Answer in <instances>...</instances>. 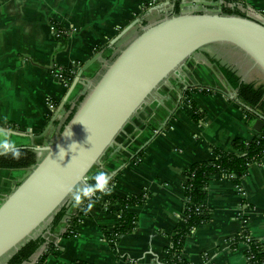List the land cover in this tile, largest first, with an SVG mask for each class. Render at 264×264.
I'll list each match as a JSON object with an SVG mask.
<instances>
[{
    "label": "crops",
    "instance_id": "crops-1",
    "mask_svg": "<svg viewBox=\"0 0 264 264\" xmlns=\"http://www.w3.org/2000/svg\"><path fill=\"white\" fill-rule=\"evenodd\" d=\"M205 1L192 6L204 11L222 5L217 0ZM176 3L0 0V128L6 130L0 132V150L44 147L55 141L59 132L55 117L64 116V108L75 103L84 82L144 23L161 19ZM236 5L251 17H264V0H236ZM223 47L198 51L179 75L162 85L90 172L86 185L65 204L72 216L80 198L90 190L103 189V200L145 194V204L132 209L137 216L134 232L110 243L106 234L113 231L118 216L90 205L74 237L62 236L67 218L52 231L51 221L40 230L39 236L47 243L39 255L47 245L54 248L43 264H166V249L171 247V236L185 207V172L194 163L210 160L212 146L232 153L236 139L250 141L258 134L253 128L256 119L250 120L235 98L218 90L224 86L222 73L213 61L236 71L245 83L264 85V74L235 48ZM92 59L74 89L79 71ZM58 69L74 72L70 89L57 78ZM204 88L209 91L203 92ZM189 89H194L192 100L185 96ZM48 101L58 105L57 113L50 111ZM191 101L196 104L198 120ZM29 171L0 170V204ZM242 189L239 192L230 179L209 184L205 204L212 210V219L187 239L184 260L190 264H248L247 244L235 242L246 229L253 240L264 243V159L250 167Z\"/></svg>",
    "mask_w": 264,
    "mask_h": 264
},
{
    "label": "water",
    "instance_id": "water-1",
    "mask_svg": "<svg viewBox=\"0 0 264 264\" xmlns=\"http://www.w3.org/2000/svg\"><path fill=\"white\" fill-rule=\"evenodd\" d=\"M201 2L206 1L191 4L183 0L179 5L183 11L176 14L173 5L171 14L143 25L101 66L94 80L84 82L81 95L86 97L56 140L31 147L40 154L36 166L0 204V264H7L39 237L40 230L77 189L86 185L88 175L124 128L195 53L207 47L231 46L264 74V17L193 7ZM134 26H128L123 35ZM95 59L79 71L74 89ZM229 88V92L218 90L233 99L236 92ZM263 127L264 117L258 114L253 128L259 133ZM0 132L6 130L0 128Z\"/></svg>",
    "mask_w": 264,
    "mask_h": 264
},
{
    "label": "trees",
    "instance_id": "trees-1",
    "mask_svg": "<svg viewBox=\"0 0 264 264\" xmlns=\"http://www.w3.org/2000/svg\"><path fill=\"white\" fill-rule=\"evenodd\" d=\"M180 2L176 3L175 13L180 12ZM225 6L222 12L226 15L245 16L237 7L236 0H224ZM230 4L236 6L230 7ZM144 23L143 25H146ZM217 63L219 70L225 77L229 86L235 90V101L241 106L250 120L258 118V114L264 117V85L242 82L236 71H233ZM57 72V71H55ZM63 77L70 84L74 81L75 76L70 75L68 70L62 73ZM189 89L185 96L192 100V92ZM209 90L203 89V92ZM86 94L80 95L73 105L64 108L65 119L63 123H58L59 132H63L66 125L72 120L79 106L85 99ZM192 111L195 112L194 119L198 120L200 115L197 111L196 104L191 101ZM234 152L229 153L216 147H211L212 158L208 161L197 162L185 172V207L182 214L181 223L174 229L171 236V247L166 249V264H190L183 259L187 239L193 234L199 226L208 224L212 219V210L205 204L207 189L209 184L218 179H230L236 186H241L243 180L249 174L250 167L254 164H260L264 159V127L250 141L236 139L233 142ZM38 153L31 148H11L0 150V170L18 171L31 170L38 162ZM95 192L94 196L87 194L83 201L78 205L77 212L69 216V207L64 205L52 218L50 229L56 228L65 218L68 220L69 229L62 236L63 238L74 237L76 231H71L73 227L78 226L81 218L87 215V209L84 208L83 202L89 205H97L105 208L109 213L118 216V221L113 231L106 234V239L110 243H116L120 237L131 234L137 226V216L132 209L145 204L147 196L145 194H130L125 197L111 196L106 200L102 199L103 189L90 190ZM245 235L241 234L235 243L244 242ZM47 243L43 236L29 241L17 253H15L7 264H43L46 258L54 254V248L47 245L46 251L39 255L43 246ZM248 264H264V243L253 240L246 251ZM83 264V263H74Z\"/></svg>",
    "mask_w": 264,
    "mask_h": 264
},
{
    "label": "built area",
    "instance_id": "built-area-1",
    "mask_svg": "<svg viewBox=\"0 0 264 264\" xmlns=\"http://www.w3.org/2000/svg\"><path fill=\"white\" fill-rule=\"evenodd\" d=\"M160 1H162V2H169V1H172V0H160ZM175 1H178V0H175ZM223 1V3H222V5H221V8L223 7V6H225V2H224V0H222ZM233 6H236V5H234V4H230V7H233ZM213 9H216V8H211L210 10H213ZM180 11H183V8H181L180 9ZM222 12V11H221ZM63 34V33H62ZM61 33L59 34V36L60 35H62ZM64 35H67V33L66 34H64ZM67 70V69H66ZM65 70H63V69H58L57 70V72H56V76H57V78L58 79H60L62 82H63V84L65 85V87L67 88V89H70V87H71V85H72V83L70 84L68 81H66V79L63 77V75H62V73L64 72ZM68 72L70 73V75H74L75 76V74H74V72L73 71H71V70H68ZM48 107H49V109H50V111L51 112H56L57 110H58V105H56L54 102H52V101H48ZM57 113V112H56ZM65 114V113H64ZM65 117V115L64 116H62V115H60V114H57L56 115V119L58 120V122L59 123H63L64 122V118ZM40 156V154L38 155V157ZM237 187V189H238V191L239 192H242L243 191V189H242V185L241 186H236ZM90 193V194H89ZM87 194H89L90 196H94L95 195V192H87L86 194H85V196L87 195ZM83 197L84 196H82L80 199V203L83 201ZM83 204V206H84V208H86V209H88V207L90 206L89 205V203H86V202H83L82 203ZM77 212V211H76ZM84 218H81V221H80V223L82 222V220H83ZM79 223V224H80ZM69 224H68V221L66 222V228L64 229V232H63V234L65 233V232H67V230L69 229ZM76 229H77V226H75V227H73L72 228V230L71 231H76ZM244 233H246V235H245V243L247 244V246L253 241V239H252V237L248 234V232L246 231V229H244L243 230V232L241 233V234H244Z\"/></svg>",
    "mask_w": 264,
    "mask_h": 264
},
{
    "label": "rangeland",
    "instance_id": "rangeland-1",
    "mask_svg": "<svg viewBox=\"0 0 264 264\" xmlns=\"http://www.w3.org/2000/svg\"><path fill=\"white\" fill-rule=\"evenodd\" d=\"M213 8H214V6H213ZM216 9H213V11H216V12H221L223 9L221 8V7H215ZM218 48L219 49H226V47H223V46H218ZM228 50V49H227ZM228 58H230V57H228ZM231 59L232 58H230V59H228L227 61H229V62H231ZM108 60V59H107ZM106 60V61H107ZM221 63L220 64H224L225 65V61H222V60H219ZM219 72V71H218ZM219 76H220V78H221V80H222V85H224L223 86V89H220V90H223V91H227V92H229L230 91V88H229V86L227 85V83L223 80V78H222V76H221V74H220V72H219ZM94 77V76H93ZM93 77L91 78V79H93ZM250 79H251V77H250ZM249 79V80H250Z\"/></svg>",
    "mask_w": 264,
    "mask_h": 264
},
{
    "label": "flooded vegetation",
    "instance_id": "flooded-vegetation-1",
    "mask_svg": "<svg viewBox=\"0 0 264 264\" xmlns=\"http://www.w3.org/2000/svg\"><path fill=\"white\" fill-rule=\"evenodd\" d=\"M169 14H171V12L170 13H167V14H165L164 16H166V15H169ZM163 18V17H162ZM92 80H94V77H93V79Z\"/></svg>",
    "mask_w": 264,
    "mask_h": 264
}]
</instances>
